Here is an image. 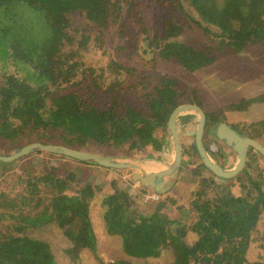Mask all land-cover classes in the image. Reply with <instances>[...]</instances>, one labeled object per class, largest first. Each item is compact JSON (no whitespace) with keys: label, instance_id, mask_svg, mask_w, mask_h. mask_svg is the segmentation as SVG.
I'll return each mask as SVG.
<instances>
[{"label":"trees","instance_id":"trees-1","mask_svg":"<svg viewBox=\"0 0 264 264\" xmlns=\"http://www.w3.org/2000/svg\"><path fill=\"white\" fill-rule=\"evenodd\" d=\"M122 1L128 0H0V9L13 2H23L35 7V10L42 13L43 19L50 21L55 18L56 22L68 13L80 12L94 27V40L101 46L110 26L120 18ZM169 1L204 33L222 36L227 47L236 53L241 52L248 43L264 40V0ZM185 3L193 8L195 14H190ZM16 21L21 22L12 17L9 20H0V55L4 59L0 64V70L3 71L0 84V137L14 139L29 131L43 143L53 141V137L59 135L58 141L62 145L76 149H84L89 144L103 147L127 142L128 149H138L152 143L159 150L164 145L163 139L168 135L167 121L172 110L185 100L202 106L195 91L188 96L182 91L176 78L167 76L157 77L152 88L146 92L148 78L144 77L141 81L139 76L133 77L136 83L131 87H140L139 90L143 91L148 115L127 103L121 106L119 97L123 83L132 76L131 68L113 60L107 69L110 75L108 78H112L111 87L116 88V92L107 108L90 104L75 91L64 94L50 91L45 84L51 72L47 69V58L59 50L58 40L64 35L59 25L49 26L45 38L31 42L19 33L14 32L17 36L13 34L10 31L11 25L3 23ZM146 33L148 45L156 50L153 51L157 55L175 60L189 72L208 67L216 60L211 50L198 49L176 39L182 33V27L173 17L164 19L161 34L149 36L147 31ZM26 62L35 63L37 71L32 72V77H20L6 72L10 64L26 72ZM84 72L85 69H81V73ZM101 75L100 73L98 76ZM255 101L264 102V93L241 97L236 102H229L228 106L231 109H245ZM188 115L191 114L182 113L177 117V127L181 126V134L192 122V119H184ZM209 115L206 113L207 126L211 131L223 121L213 120V116ZM158 130L162 132L161 136L155 135ZM246 130L247 136L262 141L264 120L251 122ZM50 131L54 133L48 134ZM193 146L196 149L194 141ZM32 153L45 152L38 150ZM45 154L65 157L84 165L93 164L62 154ZM27 155L11 162L0 161V166L8 168ZM259 155L264 159L260 153ZM258 162L262 167L264 162ZM256 163L251 158L247 166H255ZM247 166L241 173L229 179L217 177L210 171L211 175H205L203 169L206 167L203 163L191 170L197 179L189 192L186 205L189 215L187 223L181 219H168L152 213H138L132 209L128 194L124 191L109 194L103 198L106 206L103 219L107 231L120 235L124 252L136 258L158 256L161 253L160 247L169 241L178 253L172 264H182L186 256L192 257L198 264H264V220L261 219L264 192L259 188L264 184V175L260 176V180L252 177ZM23 181L26 182L28 194L36 192L38 182L52 186L57 192L50 202L52 213L42 212L36 218H22L15 223L17 230H22L25 223L35 225L53 217L68 237L74 240L81 235L88 247L95 252L96 238L89 216V202L94 195V189L90 184H84L74 194L68 195L64 192L68 185V176L62 178L48 174L34 175L30 178L26 176ZM236 187L244 189L245 193H237ZM5 195L0 192V199L6 197ZM0 206L7 210L2 202ZM8 214L13 216L12 212ZM190 218L191 224L188 222ZM174 223L178 227L173 231ZM189 233L192 235L190 242L187 241ZM14 241L24 254V261L19 264H36L50 256L48 244L44 241L26 235L16 236ZM1 243L0 241V247ZM255 250L256 257L260 260H249L248 255H252ZM5 260V253L0 250V264H6ZM111 264L151 263L116 261Z\"/></svg>","mask_w":264,"mask_h":264},{"label":"rangeland","instance_id":"rangeland-1","mask_svg":"<svg viewBox=\"0 0 264 264\" xmlns=\"http://www.w3.org/2000/svg\"><path fill=\"white\" fill-rule=\"evenodd\" d=\"M122 5L120 18L110 26L103 37L101 46L94 40V27L80 12L68 13L59 22H56L55 18L47 21L43 19L42 13L35 10L36 8L32 5L13 2L6 8L0 9V20H9L11 17L19 19L21 22L3 23L11 25L10 31L13 34L19 33L31 42L45 38L49 26L57 27L59 25V29L64 35L58 40L59 50L47 58V69L51 72L49 80H45V84L50 91L60 94L75 91L90 104L102 109L107 108L116 92V88L112 89L111 87L112 78H108L110 75L107 69L110 61L113 60L131 68L132 76L123 83L122 94L119 97L121 106L127 103L148 115L149 110L146 107L143 91L139 90L140 87L138 89L131 87L136 83L133 77L139 76L141 81L144 77L148 78L146 92L152 88L157 77L167 76L176 78L182 91L188 96L193 91L200 95L202 100L199 101L203 110L207 115L210 114L209 117L213 116V120H222L231 128L235 123L239 130L243 129L242 132H247V124L249 125L259 118L260 121L264 120L263 102H252L245 109H231L229 106H225L241 97L264 93V40L258 43H248L241 52L236 53L227 47L222 36L204 33L169 0H128L127 2L122 1ZM185 5L190 14H195L193 8L187 6V3ZM169 17H173L182 27V33L176 39L198 49L211 50L216 57L212 65L195 72H189L175 60L161 58L157 52L155 53V49H153L155 51L151 49L147 42L146 31L149 36L156 33L161 34L163 21ZM215 30L220 32L218 29ZM3 62L4 59L0 55V64ZM25 64L28 68L26 72L14 64H10L6 72L20 77H32V72L37 71L35 63L26 62ZM81 69H85V72L81 73ZM2 72L0 70V84L2 83ZM100 73L101 77L98 76ZM182 103L191 102L185 100ZM184 119L193 120L194 117L188 115ZM197 122L198 118L194 119L192 127L187 129L184 136L182 135L185 151L187 147L190 151H195L194 147L188 143L194 141ZM244 124L246 128L242 126ZM177 128L181 133V126ZM49 133L54 132L50 131ZM161 133L158 130L155 135L159 136ZM210 134L211 131L209 132L206 127L203 139L208 142L207 135L213 139ZM58 136H54L53 141L48 143L61 144L58 141ZM166 136L163 143L164 147L167 146L168 151H161L157 154L160 159L168 162L172 160L174 149L169 136ZM37 141H40L39 138L29 131L14 139L0 137V155L11 154L22 146ZM261 142L264 146V139ZM210 146L215 151L219 149L213 143H210ZM226 148L220 146L221 153L218 151L212 153L214 152L212 149V152L209 151L215 155L216 160L220 163L223 161L225 164L224 158L227 155L223 150ZM154 149L152 143L138 149H128L126 142L118 145H104L103 147L89 144L83 150L121 161H131L147 158L149 155L153 156L156 153ZM45 153L29 154L8 168L0 166V192L6 194V197L1 198L0 202L7 206V210L0 206V215L2 214L0 217V241L2 242L0 250L6 255V264H19L24 261L22 249L14 241L16 236L24 235L48 244L49 258L41 259L36 264H111L116 261L172 264L175 261L178 256L177 249L169 241L160 247L161 253L155 257L136 258L125 253L120 235L107 231V225L103 219L106 209L103 198L109 194L124 191L128 194L132 209L138 213H152L162 217L166 216L168 219H181L187 223L189 215L186 205L189 192L195 186L196 179L180 178L179 183L170 193L155 192L159 197L154 201L147 196L154 191L150 192V187H144L139 181L133 180L134 170L106 169V167L96 164L84 165L65 157H55ZM231 153L236 164L237 157L233 152ZM251 158L257 161L255 166H247ZM258 160L264 162L259 152L257 150L249 151L246 166L251 176L260 180V176L264 175V164L262 163L261 167ZM184 161L186 162V159ZM150 166L154 167L151 164ZM180 170L181 168L178 172ZM44 174L62 178L68 176V185L64 191L68 195L74 194L84 184H90L93 187L94 195L89 202V216L96 238L95 252L88 247L81 235H78L74 240L68 237L62 227L55 223L53 217L48 221L37 222L35 225L25 223L22 230H17L14 227L15 223L21 221L22 218H36L42 212L52 213L50 202L57 190L46 183L38 182L36 192L28 194L26 182L23 181L26 176L30 178L34 175ZM259 188L264 192V184ZM236 191L240 194L245 193V190L240 187H236ZM8 212H12L13 216ZM261 219L264 220V211L261 214ZM188 222L191 224L192 219H188ZM263 224L262 228H264ZM177 227V224L174 223L173 231ZM191 236L189 233L187 241H191ZM256 254V250L252 251V255H248L249 260H260ZM182 264L198 263L192 257L186 256Z\"/></svg>","mask_w":264,"mask_h":264},{"label":"water","instance_id":"water-1","mask_svg":"<svg viewBox=\"0 0 264 264\" xmlns=\"http://www.w3.org/2000/svg\"><path fill=\"white\" fill-rule=\"evenodd\" d=\"M185 112L194 113L198 118L194 136L195 147L204 166L217 177L229 179L238 175L245 168L248 153L252 149L257 150L264 157L263 144L253 138L237 132L226 123H220L215 129L211 130L210 135L217 141L222 142L237 157V162L233 168H224L209 155L203 144V136L207 127L205 112L197 104L181 103L172 110L167 121L168 136L174 149L173 158L168 162L156 159L151 155L147 158H141L138 160L134 159L131 161H121L83 149H76L61 144L43 143L39 141L28 143L11 154L0 155V161L11 162L38 150L48 153L52 152L107 168L134 170L132 173L133 180L139 181L141 185L150 187L155 192H158L164 187L165 177L173 174L174 172H178L180 168L182 159V137L178 131L176 120L180 114ZM144 159H149L156 163H162L165 166V169L156 172H149L143 165L140 164V162Z\"/></svg>","mask_w":264,"mask_h":264},{"label":"crops","instance_id":"crops-1","mask_svg":"<svg viewBox=\"0 0 264 264\" xmlns=\"http://www.w3.org/2000/svg\"><path fill=\"white\" fill-rule=\"evenodd\" d=\"M196 95H197V97H198V99L199 100H202V98L200 97V95H198L197 93H196ZM240 99V98H239ZM207 100V99H206ZM235 101V100H234ZM237 101V100H236ZM235 101V102H236ZM232 102V101H231ZM264 103V102H263ZM229 104V103H228ZM228 104H226L225 106H228ZM201 108H202V106H200ZM203 109V108H202ZM204 111V110H203ZM205 112V111H204ZM185 113H188V112H185ZM189 114H191L193 117H194V119H196L197 118V116L194 114V113H189ZM205 114H206V112H205ZM196 117V118H195ZM207 118V117H206ZM194 119L192 120V122L191 123H189L186 127H185V129H184V133L183 134H181V137H182V135L184 136L185 134H186V131H187V129L188 128H190V127H192V125H193V121H194ZM260 119V118H259ZM258 119V120H259ZM224 123V122H223ZM245 123V122H244ZM247 124V123H246ZM248 125V124H247ZM229 126V125H228ZM242 126H245V124L244 125H242ZM236 128H238L237 127V125L234 123L233 125H232V129H234V130H236L237 132H239V133H241V134H244V135H246L245 134V132H242L241 130H243V129H241L240 128V130H239V128L238 129H236ZM247 136V135H246ZM249 137V136H248ZM251 138V137H250ZM182 139V159H181V165H180V168H181V170L179 171V172H174L173 174H171V175H169V176H167V177H165V180H164V187H163V189L161 190V192H159V193H161V194H164V192H167V193H170L172 190H173V188H175L176 186H177V184L179 183V180H180V178L181 179H184V178H188L189 180L192 178H194V179H197V177L196 176H194L192 173H191V170H193L194 168H196L199 164H201L202 163V160H201V157L199 156V154H198V152H197V150L194 148V152L191 150L190 151V149L187 147L186 148V151H185V147H184V142H183V138H181ZM207 139H208V142L205 140V139H203V144H204V146H205V148H206V150H207V152L209 153V155L217 162V163H219L221 166H223L224 168H227V169H230V168H233V166L235 165V161L236 160H234L233 159V157H232V153L228 150V148H226V146L222 143V142H220V141H217L216 139H211V138H209L208 137V135H207ZM255 140H257V139H255ZM258 142H261V141H259V140H257ZM216 142V143H215ZM210 143L212 144H215L217 147H219V149H216V151H218L219 153H221L220 151H222V150H220V146H224L226 149H224L223 151H225V153H226V157L224 158L225 160H226V163L224 164L223 163V161L220 163L218 160H216L215 159V155H213L212 153H216V151H215V149L214 148H212L211 146H210ZM262 143V142H261ZM263 144V143H262ZM188 145H192L193 146V142L192 141H190L189 143H188ZM194 147V146H193ZM209 148V149H208ZM211 149H212V151H214V152H212L211 151ZM155 150V154L153 155V156H155V158L156 159H160V157L158 156L159 154H157V153H160L161 151H164V152H166V151H168V149H167V146L165 145V147H164V145L162 146V148L161 149H154ZM212 152V153H210V151ZM252 151V150H251ZM170 153V152H169ZM169 155V154H168ZM173 158V157H172ZM171 158V159H172ZM184 159H186V162L184 161ZM160 160H162V159H160ZM164 161V160H163ZM204 171V174L205 175H211V173L209 172V170H207V168L206 169H203ZM195 182H196V180H195ZM143 186V185H142ZM145 187V186H144ZM143 189H145V188H143ZM170 190V191H169ZM150 192H152V191H154L153 189H150L149 190ZM155 192V191H154ZM159 197V196H158ZM154 201H156V200H154Z\"/></svg>","mask_w":264,"mask_h":264},{"label":"bare ground","instance_id":"bare-ground-1","mask_svg":"<svg viewBox=\"0 0 264 264\" xmlns=\"http://www.w3.org/2000/svg\"><path fill=\"white\" fill-rule=\"evenodd\" d=\"M141 165H143L149 172H156L165 169V166L162 163H156L149 159H144L140 162ZM154 165V167L149 165ZM156 165V166H155Z\"/></svg>","mask_w":264,"mask_h":264},{"label":"built area","instance_id":"built-area-1","mask_svg":"<svg viewBox=\"0 0 264 264\" xmlns=\"http://www.w3.org/2000/svg\"><path fill=\"white\" fill-rule=\"evenodd\" d=\"M147 196H148V198H150L152 200L158 199V194H156L155 192L154 193H151V194H149Z\"/></svg>","mask_w":264,"mask_h":264},{"label":"flooded vegetation","instance_id":"flooded-vegetation-1","mask_svg":"<svg viewBox=\"0 0 264 264\" xmlns=\"http://www.w3.org/2000/svg\"><path fill=\"white\" fill-rule=\"evenodd\" d=\"M207 129H208V131L210 132V128H209V126H207Z\"/></svg>","mask_w":264,"mask_h":264}]
</instances>
